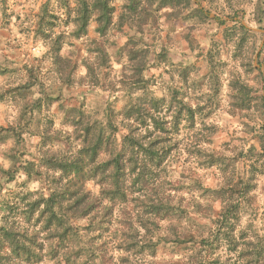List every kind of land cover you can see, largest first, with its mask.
I'll return each mask as SVG.
<instances>
[{"label":"rangeland","instance_id":"rangeland-1","mask_svg":"<svg viewBox=\"0 0 264 264\" xmlns=\"http://www.w3.org/2000/svg\"><path fill=\"white\" fill-rule=\"evenodd\" d=\"M261 1L137 0L133 9L129 0H109L114 12L107 33L96 31L99 12L93 11L87 33L78 38L74 0H67L68 20L63 1L0 0V217L8 201L18 203L14 211L20 213L36 197L25 194L49 187L53 173L46 161L77 154L85 144L86 123L92 129L103 126L120 142L129 132L120 114L124 106L138 96L162 98V114L180 120L166 142L165 164L153 167L157 177L146 189L125 184L128 193L133 190L130 200H140L125 210L117 207L116 224L86 229L89 219L75 221L82 239L89 240L87 248H98L102 260L90 253H73L72 259L76 264H255L249 254L264 244V21L255 10ZM52 14V29L39 24ZM74 108L84 112L82 124ZM108 159L104 151L100 160ZM28 161L42 174L25 170L21 164ZM2 170L12 173L7 177ZM109 180L91 177L84 189L97 198ZM210 189H220L227 201ZM244 194L235 213L240 215L237 245L223 239L203 244L205 237H215L223 205ZM161 200L171 212L148 223L155 251L142 256L124 251L122 220L150 211L141 203ZM46 236H38L43 254L51 246ZM259 260L264 264V257Z\"/></svg>","mask_w":264,"mask_h":264},{"label":"trees","instance_id":"trees-1","mask_svg":"<svg viewBox=\"0 0 264 264\" xmlns=\"http://www.w3.org/2000/svg\"><path fill=\"white\" fill-rule=\"evenodd\" d=\"M59 1L65 2L62 4L66 9V20H68L70 17L69 2L67 0ZM74 1L76 2L74 22L77 28L73 34L78 38L86 34L93 11H98L96 31L100 35H105L113 23L114 8L109 4V0ZM129 1L131 7L136 9L134 6H136L137 0ZM255 10L257 19L263 22L264 1L258 2ZM55 18L56 16L53 14L49 17H42L39 24L43 27L48 25L52 29ZM242 27L247 30L244 26ZM40 31H44L43 28ZM47 33L46 37H51V34ZM54 49L58 51L59 47ZM141 81L144 85V80ZM163 101L162 98L156 97H147L143 100V97L138 96V98L124 106L120 114L129 132L122 136L120 142L117 138L113 139V134H107L103 126L100 129L98 127L92 129L91 125L86 123L84 128L85 144L78 150L77 154L74 153L72 156H50L46 161L48 172L53 173L52 180L48 182L49 187L43 188L46 190L42 193L29 192V194H25L24 197L27 195H36V197H33L27 207L20 213L14 211V208L18 205L15 202L8 201L2 209V216L0 217V264H40L46 256H49L46 264H50V262H54L52 264H76L75 260L72 259L73 253H75V256L90 253V256L94 255L102 260V252H99L98 248H87L90 244L89 240L82 239L81 228L75 225V221L84 218L89 219L90 224L85 227L86 229L91 226L104 229L106 224H116L113 219L118 217L117 207L123 209L126 206L128 208L132 201L139 202L140 200L139 197L130 200L129 196H131L133 190L128 193L125 184L131 183V186L138 185L146 189L148 185L145 184L148 181V184L155 181L157 174L153 169L157 167L162 169L165 164L168 147L166 142L169 141L173 129L177 130L180 123L178 118L171 122L162 114L165 105ZM73 110L79 112L77 116L79 123L74 121L77 124H82L84 112L79 111L77 108ZM194 112L190 108L187 112L188 116H193L194 119ZM109 125L115 128L112 122ZM143 128L147 130L146 133L140 132ZM15 133H17V138L20 140L21 131ZM104 151L110 153V159L100 160ZM18 155L20 157L22 153H18ZM21 165L26 167L25 170L36 171L37 175L42 174V172H38L33 162L28 161ZM2 173L9 175L12 172L2 170ZM57 173L58 176H56ZM8 175L6 176L8 177ZM30 175L33 174L30 173ZM91 177L98 179L99 182L103 178L111 179L105 184L101 183L105 186L100 190L97 198L90 191L84 189L85 182L90 180ZM209 191L216 193L217 197L222 199L223 202L228 199L224 195H220V189H210ZM245 198L246 194L234 198L236 199L234 201L228 200L227 204L223 205L218 217L215 218V223L218 225V228L214 231L216 233L215 237L212 239L210 236L205 237L203 244L212 245L214 240L223 239L228 242L229 246L237 245L235 243L234 228L238 219H240V215L236 216L235 213H237V208L242 203L241 200ZM105 200L107 202H104ZM140 206L150 211L142 215L136 212L128 213L129 217L125 221L122 220L120 225L123 229V241L125 242L122 249L127 252H139L142 256L148 250L155 251L158 245L153 238L154 231L148 226L152 216L154 221L157 220L158 223L165 220L168 213L171 212V206L162 200L151 204L143 202ZM11 214H14L13 218H11ZM231 224L233 229L228 227ZM225 225H227V228ZM40 232L47 233L48 237H46L50 239L51 246L47 254H43V251H41L44 249L43 244L39 245L38 236ZM118 232H121V230ZM83 243L85 246H82ZM71 244L75 248L77 247L74 252L69 250ZM253 249L248 254H253L256 257L255 264H258L259 259L264 257V244H256ZM248 254L245 255L248 257ZM173 264L190 263L173 262Z\"/></svg>","mask_w":264,"mask_h":264}]
</instances>
